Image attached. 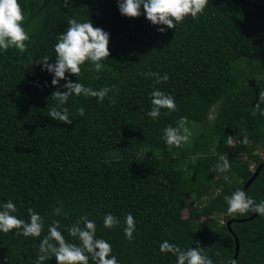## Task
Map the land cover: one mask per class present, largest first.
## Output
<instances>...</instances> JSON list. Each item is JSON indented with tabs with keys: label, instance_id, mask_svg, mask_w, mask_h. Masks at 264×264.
I'll use <instances>...</instances> for the list:
<instances>
[{
	"label": "trees",
	"instance_id": "16d2710c",
	"mask_svg": "<svg viewBox=\"0 0 264 264\" xmlns=\"http://www.w3.org/2000/svg\"><path fill=\"white\" fill-rule=\"evenodd\" d=\"M241 1L209 0L197 19L189 16L168 28L152 24L142 5L139 17L122 15L118 0H18L30 41L23 55L0 50V209L11 199L13 215L25 222L28 208L34 209L44 231L37 238L0 232V264H36L53 220L60 221L68 242L78 243L66 226L82 215L95 222L97 238L111 244L119 264H177L175 255L160 250L165 240L183 250L201 247L213 264H228L234 234L240 241L236 264H264V216L229 215L224 199L243 190L264 160L254 153L264 149V104L255 108L264 89V6ZM70 18L108 32L110 56L99 73L86 62L79 77L66 76L94 90L115 85L118 91L109 93L115 103L69 97L67 124L48 115L56 103L52 93L57 87L67 91V80L53 86L54 74L29 57L47 55L55 63L57 36ZM147 72L169 79L156 83L142 75ZM157 89L173 96L177 109H161L154 120L147 113ZM181 117H187L190 139L170 148L164 129ZM222 155L230 164L226 173L215 170ZM247 194L256 203L264 200V167ZM61 205L57 216L54 209ZM108 213L120 221L114 228L103 225ZM129 213L136 225L131 241L124 233ZM231 218L244 219L232 223L234 234L227 226Z\"/></svg>",
	"mask_w": 264,
	"mask_h": 264
},
{
	"label": "clouds",
	"instance_id": "9594fccd",
	"mask_svg": "<svg viewBox=\"0 0 264 264\" xmlns=\"http://www.w3.org/2000/svg\"><path fill=\"white\" fill-rule=\"evenodd\" d=\"M209 0H118L119 10L122 15L127 17H139L141 15V5L143 6L146 17L154 25H166L168 28H176V25L183 22L186 17L197 19L203 14ZM67 6V3H66ZM25 17L18 0H0V50L7 51L15 48L23 55L28 50L30 35L23 26ZM161 32L165 28L158 29ZM110 34L100 27H94L91 21L78 22L75 18L68 19V27L65 32L57 36L55 49V63H49L50 58L45 55L35 61L30 62L42 64L43 70L53 73V86H59L61 80L66 79L67 83L63 85L67 91L57 90L51 95L56 102L49 110V116L57 121L72 123L69 117V108L65 107L69 97L81 96L96 97L101 102L107 97L112 103H115V97L109 93L116 89V86L103 87L94 90L91 87H85L80 82H73L66 76L70 73L79 77L81 66L86 62H91L93 67L91 71L99 73L104 70L105 65L102 63L110 56L109 50ZM146 77H155L156 83H164L169 79L167 73L161 76L159 73L147 72L142 73ZM99 79L97 75L95 77ZM118 91V90H117ZM151 110L147 113L152 119L161 115V109H167L168 113L176 111L177 105L175 98L161 90H154L150 94ZM261 104H264V89L259 92V102L255 108L260 110ZM81 116L85 114L83 107L78 109ZM256 111L252 113L253 116ZM264 115V110L259 111ZM187 117H181L176 126H168L164 129L163 139L171 147H181L186 144L191 136V131L187 127ZM228 146H233V137L228 136L226 139ZM244 143H247L245 138ZM216 165L218 173H226L230 170V164L226 156H220ZM228 181V176H224ZM227 203V213L229 215L238 214L246 215L248 212L259 213L264 216V200L256 203L248 197L246 192L236 189L231 195L224 197ZM17 211L16 204L9 199L0 209V232L8 233L16 230L17 235L37 238L44 231V219L34 209L28 208L30 222L13 215ZM62 212L61 207L54 209V214L59 216ZM65 216L68 213H64ZM120 223L119 219L111 213L103 217L105 228H114ZM124 233L126 239L131 241L133 233L136 230L135 219L131 213L125 217ZM60 221L53 220L48 226L47 234L43 236L39 244L36 264L55 257L57 264H89V260L95 264H119L115 255H112L111 244L96 236V224L89 219L87 215H82L77 220L66 226L68 234L76 238L78 243L68 242L62 232L59 230ZM162 252H170L177 257V264H213V260L203 251L201 247H191L187 250L181 249L167 240L160 245ZM219 255V252L216 253ZM229 264H236L230 260Z\"/></svg>",
	"mask_w": 264,
	"mask_h": 264
},
{
	"label": "water",
	"instance_id": "95a60500",
	"mask_svg": "<svg viewBox=\"0 0 264 264\" xmlns=\"http://www.w3.org/2000/svg\"><path fill=\"white\" fill-rule=\"evenodd\" d=\"M241 1V0H239ZM241 2H245L247 4L256 6V7H263L264 5L261 4H256V3H252V2H246V1H241ZM264 167V160L262 162H260L258 164V166L256 167V169L254 170L252 176L249 178V180H247V182L245 183L244 187H243V191L248 192V189L250 187V185L253 183V181L256 179V177L259 175L261 169ZM248 195V194H247ZM257 215V213H253V215L250 217V219L254 218ZM244 221V219H236V218H231L227 221V226L230 230L231 233L234 234L233 230H232V223L234 222H242ZM235 237V252H234V256L231 260H236L239 254V250H240V241L239 238L234 234ZM229 264V263H228Z\"/></svg>",
	"mask_w": 264,
	"mask_h": 264
},
{
	"label": "rangeland",
	"instance_id": "374dc122",
	"mask_svg": "<svg viewBox=\"0 0 264 264\" xmlns=\"http://www.w3.org/2000/svg\"><path fill=\"white\" fill-rule=\"evenodd\" d=\"M210 117L212 118L213 115L211 114ZM254 153H259L264 158V149L261 147H258L254 150ZM245 158H249L248 154H243ZM253 167V166H252ZM190 205V201H187L186 207H184V214L188 216L187 207Z\"/></svg>",
	"mask_w": 264,
	"mask_h": 264
}]
</instances>
